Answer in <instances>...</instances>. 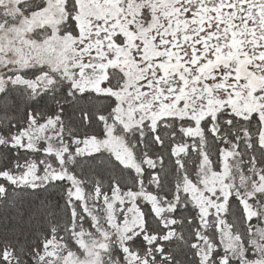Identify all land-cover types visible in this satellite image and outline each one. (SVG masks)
<instances>
[{
	"label": "snow or ice",
	"instance_id": "6c2138e0",
	"mask_svg": "<svg viewBox=\"0 0 264 264\" xmlns=\"http://www.w3.org/2000/svg\"><path fill=\"white\" fill-rule=\"evenodd\" d=\"M0 264H264V0H0Z\"/></svg>",
	"mask_w": 264,
	"mask_h": 264
}]
</instances>
